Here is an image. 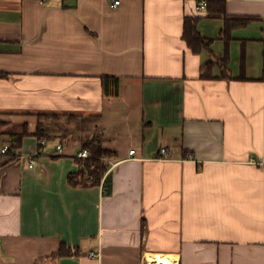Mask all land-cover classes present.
<instances>
[{
	"label": "crops",
	"instance_id": "crops-1",
	"mask_svg": "<svg viewBox=\"0 0 264 264\" xmlns=\"http://www.w3.org/2000/svg\"><path fill=\"white\" fill-rule=\"evenodd\" d=\"M114 1L0 0V264H264V0L225 37L202 0ZM96 135L108 171L73 185Z\"/></svg>",
	"mask_w": 264,
	"mask_h": 264
},
{
	"label": "trees",
	"instance_id": "trees-1",
	"mask_svg": "<svg viewBox=\"0 0 264 264\" xmlns=\"http://www.w3.org/2000/svg\"><path fill=\"white\" fill-rule=\"evenodd\" d=\"M226 1L227 0H215L210 1L208 3L207 7V14L209 17H222L226 20V29L222 32V36L225 37L229 34V29L231 27L232 21H238L240 19H232L226 15ZM248 20V19H247ZM197 20L192 22L186 21L185 22V31H184V40L187 42L188 46L194 51V52H200L206 48H208L211 44V40H208L200 35L197 29ZM225 59H222L219 62H210L206 65L203 73L202 78H212L215 79L212 74L213 67L218 63H225ZM120 79L114 78V77H106L103 78V89L104 94L106 96H118L119 93V87H120ZM75 119H78L77 116H72ZM39 123H38V129L36 133V137L38 138L40 142V148L41 143L45 142L47 139L50 138V133L48 132L46 122V117L44 115H39ZM21 141V138L18 139V143L14 145V147L19 146V143ZM82 143V151L88 150L90 155L89 158L86 160H82V166L87 171L88 177L85 176L84 172L80 178V180L77 179V176L70 177V183L73 185H99L102 182V179L104 178L105 174L108 171V164L106 163V159H108L111 156V152L104 149L101 141L100 136L96 135L91 138H83L80 139ZM13 147H10L9 153L12 151ZM14 149V148H13ZM94 167V169H92ZM92 177V180L89 181V178ZM64 247V246H63ZM62 247V250H63ZM63 253V251H60ZM68 255L72 254L70 251L67 252Z\"/></svg>",
	"mask_w": 264,
	"mask_h": 264
},
{
	"label": "built area",
	"instance_id": "built-area-1",
	"mask_svg": "<svg viewBox=\"0 0 264 264\" xmlns=\"http://www.w3.org/2000/svg\"><path fill=\"white\" fill-rule=\"evenodd\" d=\"M44 1L45 0H41V2H44ZM120 3H121L120 0H115L111 7L115 9V8H117L120 5ZM207 7H208V1L207 0H202V1L199 2L198 6H197V9L200 10V11H205L207 9ZM10 147H11L10 145H5L4 147H2L0 149V158L2 156H4V155H7L9 153ZM58 150L60 152H62V146H58ZM135 154H136V150H131L130 153H129L131 158L134 157ZM89 155H90V153H89L88 150H83V151H81L78 154V158L80 160H86V159L89 158ZM160 160L161 161H172L173 160V158H172V156H171V154H170V152L168 151L167 148H163L161 150ZM34 164H35V161H32L30 163V167L33 168ZM92 169H94V167H92ZM91 180H92V177L89 178V181H91ZM178 263L180 264L179 260H178ZM144 264H152V263H149L148 259L146 258Z\"/></svg>",
	"mask_w": 264,
	"mask_h": 264
},
{
	"label": "bare ground",
	"instance_id": "bare-ground-1",
	"mask_svg": "<svg viewBox=\"0 0 264 264\" xmlns=\"http://www.w3.org/2000/svg\"><path fill=\"white\" fill-rule=\"evenodd\" d=\"M149 263H152V264H178L177 262H172V261H168V260H159V259H154V260H148Z\"/></svg>",
	"mask_w": 264,
	"mask_h": 264
},
{
	"label": "rangeland",
	"instance_id": "rangeland-1",
	"mask_svg": "<svg viewBox=\"0 0 264 264\" xmlns=\"http://www.w3.org/2000/svg\"><path fill=\"white\" fill-rule=\"evenodd\" d=\"M56 142V141H55ZM55 142H53V143H55Z\"/></svg>",
	"mask_w": 264,
	"mask_h": 264
}]
</instances>
